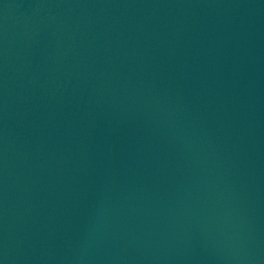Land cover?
<instances>
[{"label":"water","instance_id":"obj_1","mask_svg":"<svg viewBox=\"0 0 264 264\" xmlns=\"http://www.w3.org/2000/svg\"><path fill=\"white\" fill-rule=\"evenodd\" d=\"M0 264H264V0H0Z\"/></svg>","mask_w":264,"mask_h":264}]
</instances>
